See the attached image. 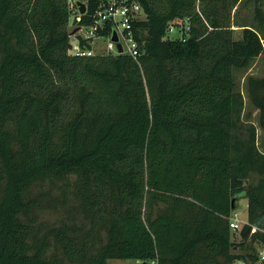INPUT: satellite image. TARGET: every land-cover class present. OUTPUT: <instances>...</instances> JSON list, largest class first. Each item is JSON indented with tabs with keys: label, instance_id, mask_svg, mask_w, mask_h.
<instances>
[{
	"label": "trees",
	"instance_id": "obj_1",
	"mask_svg": "<svg viewBox=\"0 0 264 264\" xmlns=\"http://www.w3.org/2000/svg\"><path fill=\"white\" fill-rule=\"evenodd\" d=\"M135 1L139 60L69 54L68 0H0V264L257 262L264 152L234 70L264 54L262 38L235 35L241 0ZM248 94L264 130V77Z\"/></svg>",
	"mask_w": 264,
	"mask_h": 264
},
{
	"label": "built area",
	"instance_id": "obj_2",
	"mask_svg": "<svg viewBox=\"0 0 264 264\" xmlns=\"http://www.w3.org/2000/svg\"><path fill=\"white\" fill-rule=\"evenodd\" d=\"M86 4V11L80 12L78 2ZM72 15L71 22L75 23V30L70 33L69 54L76 56H94L103 54L129 55L139 60L141 43L136 38L135 23L146 18L145 11L135 0H99L98 7L88 14V3L82 0H68ZM88 14L89 23L83 22V17ZM174 26L168 29L171 34ZM114 32L118 36L113 41ZM121 45L122 50L118 48ZM247 221H241L234 212L230 217V228L238 232ZM256 227L253 228V231ZM264 263V246L258 247V260L253 264ZM236 264H248L240 259Z\"/></svg>",
	"mask_w": 264,
	"mask_h": 264
},
{
	"label": "rangeland",
	"instance_id": "obj_3",
	"mask_svg": "<svg viewBox=\"0 0 264 264\" xmlns=\"http://www.w3.org/2000/svg\"><path fill=\"white\" fill-rule=\"evenodd\" d=\"M255 3L253 0H241L233 11V29L236 36H241L244 27H253L256 29L264 43V24H261L255 16ZM261 9L264 13V0L260 2ZM75 23L69 20L67 29L70 33L75 30ZM182 35L181 27H175L171 32V37H180ZM264 77V54L257 56L252 60L250 65L246 68H236L234 70V79L236 83V90L240 91L244 97V109L242 119L245 125H255L257 128V145L261 151L264 152V130L259 122V110L251 103L248 94V79L249 77ZM234 212L241 221H247L248 216V198L241 197ZM41 219L47 223H59L65 216L63 210H45L40 213ZM239 239V236H236ZM240 249L236 248V252ZM143 260L136 259H110L108 264H144ZM146 264H152L151 261Z\"/></svg>",
	"mask_w": 264,
	"mask_h": 264
},
{
	"label": "water",
	"instance_id": "obj_4",
	"mask_svg": "<svg viewBox=\"0 0 264 264\" xmlns=\"http://www.w3.org/2000/svg\"><path fill=\"white\" fill-rule=\"evenodd\" d=\"M78 5L80 6V12L84 13L86 11V4L84 2L79 1ZM112 39H113V41H117L118 40V36H117L116 32H114ZM118 48L120 50H122V47H121L120 44H118ZM236 201H237L236 198L232 199V209L233 210H235V208H236Z\"/></svg>",
	"mask_w": 264,
	"mask_h": 264
},
{
	"label": "crops",
	"instance_id": "obj_5",
	"mask_svg": "<svg viewBox=\"0 0 264 264\" xmlns=\"http://www.w3.org/2000/svg\"><path fill=\"white\" fill-rule=\"evenodd\" d=\"M151 263H152V264H155V262H154V261H151ZM144 264H146V262H145Z\"/></svg>",
	"mask_w": 264,
	"mask_h": 264
}]
</instances>
